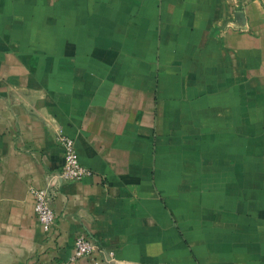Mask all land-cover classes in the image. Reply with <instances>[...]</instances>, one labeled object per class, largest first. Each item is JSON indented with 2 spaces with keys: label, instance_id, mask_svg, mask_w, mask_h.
<instances>
[{
  "label": "crops",
  "instance_id": "obj_1",
  "mask_svg": "<svg viewBox=\"0 0 264 264\" xmlns=\"http://www.w3.org/2000/svg\"><path fill=\"white\" fill-rule=\"evenodd\" d=\"M59 133L93 176L54 184L46 233ZM79 234L264 264V0H0V264H69Z\"/></svg>",
  "mask_w": 264,
  "mask_h": 264
},
{
  "label": "built area",
  "instance_id": "obj_2",
  "mask_svg": "<svg viewBox=\"0 0 264 264\" xmlns=\"http://www.w3.org/2000/svg\"><path fill=\"white\" fill-rule=\"evenodd\" d=\"M56 141L63 148V164L60 171L49 180L45 188L31 190L34 198V214L43 231L46 233L50 232L56 218L52 208V202L55 196L54 184L80 181L83 178L93 176L92 171L80 162L73 138L59 133L56 136ZM73 246L74 252L67 261L69 264L79 259H87L92 264H121L116 259L114 251L100 247L91 238L83 234L74 237Z\"/></svg>",
  "mask_w": 264,
  "mask_h": 264
}]
</instances>
